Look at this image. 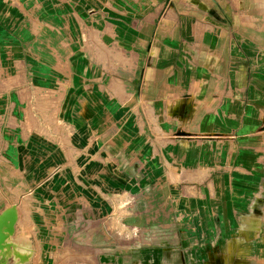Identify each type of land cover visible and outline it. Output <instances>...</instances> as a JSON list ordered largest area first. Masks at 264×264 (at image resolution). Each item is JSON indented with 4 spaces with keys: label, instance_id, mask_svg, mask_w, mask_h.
Segmentation results:
<instances>
[{
    "label": "crops",
    "instance_id": "obj_1",
    "mask_svg": "<svg viewBox=\"0 0 264 264\" xmlns=\"http://www.w3.org/2000/svg\"><path fill=\"white\" fill-rule=\"evenodd\" d=\"M225 2L233 24L254 18ZM214 3L0 0V212L17 208L25 264H68L67 251L84 264L91 243L111 264L113 193L134 197L127 224L220 264L258 262L264 207L244 181L261 179L264 48L229 44L255 28L216 26Z\"/></svg>",
    "mask_w": 264,
    "mask_h": 264
},
{
    "label": "rangeland",
    "instance_id": "obj_2",
    "mask_svg": "<svg viewBox=\"0 0 264 264\" xmlns=\"http://www.w3.org/2000/svg\"><path fill=\"white\" fill-rule=\"evenodd\" d=\"M180 1V0H179ZM239 6L243 7L246 13L248 14L252 13L254 18H241L239 19V25L249 28V25H251L253 28H255L254 31L246 32L243 34L244 36L239 37L238 35H230L229 36V44H232L238 39H245L243 40L245 43L246 41H253L257 40V42H260V45L262 48H264V0H255L258 3H252L253 0H239ZM175 7V6H174ZM179 9L184 7L183 4H178ZM212 18L214 24L216 26H223V27H233L237 26L234 23V18L232 17V5L227 4L225 0H215V3L212 5ZM167 13V10L165 11ZM198 15L200 14L199 11H196ZM250 26V27H251ZM264 59V56L263 58ZM57 115V114H56ZM54 116V122H59L60 118ZM57 120V121H56ZM261 156H262V165L259 169L256 170L255 175L257 176V179L261 178L259 181H256L254 183L249 182L247 183L244 181L245 186H249L251 188H258L260 189V195L256 198L258 201L256 204H258V211L261 209V204H264V140L261 141ZM87 151V150H86ZM234 173V172H233ZM245 173V174H244ZM241 173L243 178L244 176H248L247 172ZM178 173H174V177L176 179H180V176L177 175ZM249 177V176H248ZM256 179V180H257ZM190 180V179H188ZM187 182H178L179 188L182 189L184 185H186ZM242 184V178H238L234 180V186L240 187ZM186 196H190L185 193ZM125 195L122 196V193H113V196L110 197L112 200V205L114 206L113 212H115L114 218L111 222H109L108 228L109 231H111V240H114V244H110L111 248H115V254L113 255V262L111 264H220L221 260L216 259L215 261H210V255H208L207 250H205L203 247L197 248V250H192L188 244L185 243H175L173 244V233L170 234L169 231H166L165 235H163L162 230L158 231L156 228H150L146 231H143L141 226H138L137 224H127L125 223V218L127 216H123L126 211L121 209L123 204L125 205L127 203V199L124 198ZM193 197V196H192ZM251 197L247 198L250 199ZM235 199L238 201H242L243 199H246V197H242L240 195L235 196ZM257 208V206H256ZM123 210V211H122ZM258 211H256L258 213ZM264 215V212L262 213ZM243 220H245V217L242 216L241 218V224ZM257 228H248L247 230H243V233H240L232 239H234V242L237 241H244L249 236L251 231L259 230L261 226V219L258 216L257 220H253ZM133 229V230H132ZM238 230V229H237ZM236 230L235 227L231 229V234H235ZM259 235V242L260 245H255L252 247L253 249H256L257 254V263L249 262L250 264H264V224L262 228L257 232ZM248 235V236H247ZM114 236V237H113ZM181 236V233L179 234V237ZM229 239L228 241L230 242ZM115 245V246H114ZM100 246H106L108 248V244H100V243H91L85 245V252H80L79 257L83 258L84 261H81L84 264H108V260L104 261V259H107L105 257H102L103 253L99 254V247ZM173 247H179L177 250H173ZM174 251V252H173ZM112 252V251H111ZM69 253L68 256V264L75 263L76 259V253L74 256L70 255V251H67ZM108 254V253H106ZM112 254V253H111ZM166 255L168 258L170 257V260L163 261L161 260V257L163 255ZM173 255L175 256V261H172ZM112 261V260H111ZM62 264L65 262L64 260L61 261ZM143 262V263H142ZM238 262H234V264H237ZM233 264V262H231ZM240 264V261H239Z\"/></svg>",
    "mask_w": 264,
    "mask_h": 264
},
{
    "label": "water",
    "instance_id": "obj_3",
    "mask_svg": "<svg viewBox=\"0 0 264 264\" xmlns=\"http://www.w3.org/2000/svg\"><path fill=\"white\" fill-rule=\"evenodd\" d=\"M17 208L15 205L6 207L0 212V264H25L29 256L22 258L15 249L18 244L12 238L15 232ZM12 259V263L9 260Z\"/></svg>",
    "mask_w": 264,
    "mask_h": 264
},
{
    "label": "bare ground",
    "instance_id": "obj_4",
    "mask_svg": "<svg viewBox=\"0 0 264 264\" xmlns=\"http://www.w3.org/2000/svg\"><path fill=\"white\" fill-rule=\"evenodd\" d=\"M15 240V239H14ZM16 240L21 244V245H27V241L26 240H24L23 238H16ZM17 241H16V243H17ZM18 243V244H19ZM22 256V255H21ZM26 256V255H25Z\"/></svg>",
    "mask_w": 264,
    "mask_h": 264
},
{
    "label": "built area",
    "instance_id": "obj_5",
    "mask_svg": "<svg viewBox=\"0 0 264 264\" xmlns=\"http://www.w3.org/2000/svg\"><path fill=\"white\" fill-rule=\"evenodd\" d=\"M134 201V197H128V199H127V203L125 204L126 206H128L130 203H132ZM124 204H123V206H125ZM133 230V229H132Z\"/></svg>",
    "mask_w": 264,
    "mask_h": 264
}]
</instances>
